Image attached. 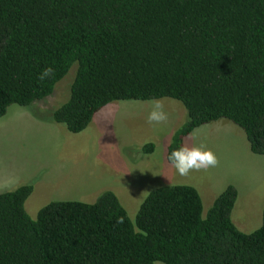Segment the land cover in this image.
Instances as JSON below:
<instances>
[{"label": "trees", "instance_id": "obj_1", "mask_svg": "<svg viewBox=\"0 0 264 264\" xmlns=\"http://www.w3.org/2000/svg\"><path fill=\"white\" fill-rule=\"evenodd\" d=\"M73 68L51 115L72 133L112 102L171 98L188 120L169 163L195 129L223 119L264 155V0H0V118L51 96ZM32 193H0V264H264V211L258 229L241 231L233 185L205 217L196 188L159 187L135 223L112 191L50 202L34 219Z\"/></svg>", "mask_w": 264, "mask_h": 264}, {"label": "rangeland", "instance_id": "obj_2", "mask_svg": "<svg viewBox=\"0 0 264 264\" xmlns=\"http://www.w3.org/2000/svg\"><path fill=\"white\" fill-rule=\"evenodd\" d=\"M75 70L54 93L30 107L12 105L0 118V193L32 185L26 210L36 219L53 201L94 203L114 192L135 223L150 192L163 186L189 185L203 201V216L229 185L238 198L232 212L236 226L252 233L262 225L264 211V155L251 151L246 134L229 120L203 125L184 146L204 145L218 164L181 176L167 161L174 133L188 120L184 105L171 98L157 99L168 119L150 123L152 101H115L100 110L80 133L53 121L52 112L68 100ZM155 150L145 153L146 144ZM159 264H164L159 262Z\"/></svg>", "mask_w": 264, "mask_h": 264}, {"label": "clouds", "instance_id": "obj_3", "mask_svg": "<svg viewBox=\"0 0 264 264\" xmlns=\"http://www.w3.org/2000/svg\"><path fill=\"white\" fill-rule=\"evenodd\" d=\"M53 71L51 67L45 69L40 79L43 80L50 76ZM167 119L168 114L164 110L163 103L159 100H153L152 110L148 114V121L159 124L167 121ZM168 159L181 176L187 175L191 170L208 169L218 164L216 156L212 151L206 150L204 145L196 147L181 146L172 151ZM154 264H159V262L156 261Z\"/></svg>", "mask_w": 264, "mask_h": 264}]
</instances>
